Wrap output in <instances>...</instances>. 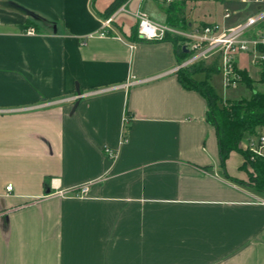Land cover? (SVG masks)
<instances>
[{
  "label": "crops",
  "instance_id": "0c3cea01",
  "mask_svg": "<svg viewBox=\"0 0 264 264\" xmlns=\"http://www.w3.org/2000/svg\"><path fill=\"white\" fill-rule=\"evenodd\" d=\"M113 2L0 0V264H264L243 153L222 168L175 46L132 39L139 8L170 6L130 0L100 38Z\"/></svg>",
  "mask_w": 264,
  "mask_h": 264
},
{
  "label": "built area",
  "instance_id": "2783aa9c",
  "mask_svg": "<svg viewBox=\"0 0 264 264\" xmlns=\"http://www.w3.org/2000/svg\"><path fill=\"white\" fill-rule=\"evenodd\" d=\"M141 4L149 0H139ZM162 5L171 6L175 0H156ZM202 3H240L244 5V10H225L224 21L230 20L255 9L249 13L244 21L235 26H228L221 23H187L185 28L173 27L168 24H160L154 21L150 15L139 8L134 17L137 22L138 38L144 42L159 43L168 42V37L179 38L178 47L188 55L183 62L179 63L175 72L189 67L198 62L218 60L219 72L222 75L223 87L226 90L235 89L242 82L241 70L237 66V59L240 55L250 56L253 63L264 66V53L259 49L264 48V30H258L257 25L264 21V0H188ZM113 18L103 21L102 30L97 34L100 38L111 37ZM29 36L36 35V31L30 28L26 32ZM93 36L91 35L90 38ZM247 150L251 152L252 160L258 156L264 157V135L251 137L247 140ZM109 157L114 158L115 153L106 150ZM89 186H82L79 190L71 193V197L84 199L89 194ZM7 192H12L13 187L9 185ZM64 196V192H60Z\"/></svg>",
  "mask_w": 264,
  "mask_h": 264
},
{
  "label": "trees",
  "instance_id": "16d2710c",
  "mask_svg": "<svg viewBox=\"0 0 264 264\" xmlns=\"http://www.w3.org/2000/svg\"><path fill=\"white\" fill-rule=\"evenodd\" d=\"M129 1L115 0L104 14V17L106 19L112 17ZM180 14L176 15L175 6L174 4L171 5L168 10L166 24L173 27L185 28L187 21L181 18ZM132 39L134 41L140 40L137 28L133 30ZM166 41L171 42L175 46L178 62H183L188 55L178 47L179 38L168 37ZM259 50L264 53V48H260ZM219 73L218 60H214L212 63L202 61L180 69L177 72V76L184 88L200 93L207 102V120L215 126L217 131L222 168H225L226 161L233 152L243 153L245 157L243 168L248 172L251 188L256 192L264 194V157L257 156L255 160H252L251 152L248 150L244 151L240 147L244 140L258 137V131L264 128V90L257 92L254 88L255 82L245 71H242V83L246 84L253 91L251 99L223 101L210 82V79ZM198 74H205L206 79L204 81L196 80L195 76ZM259 83L264 88V66L260 72Z\"/></svg>",
  "mask_w": 264,
  "mask_h": 264
},
{
  "label": "rangeland",
  "instance_id": "374dc122",
  "mask_svg": "<svg viewBox=\"0 0 264 264\" xmlns=\"http://www.w3.org/2000/svg\"><path fill=\"white\" fill-rule=\"evenodd\" d=\"M178 7L175 6V13H181L180 10L183 11V15L186 18V20L195 22L196 20H202V21H208V22H218L221 24H235V22L238 21V23L244 21V19L247 17L249 13H253L255 9H251L246 11L243 14H240L236 17H232L228 21H224V13L226 9L231 10L232 12L235 10H244L245 7L244 5L236 2V3H226V4H212V3H202V2H194V1H187V2H177ZM151 11L153 17H155L158 21L163 22L165 19V12L164 8L162 9L161 7H157L156 5L150 4L148 7ZM181 15V14H180ZM182 17V15L180 16ZM237 24V23H236ZM258 30H264V21L261 22L260 24L257 25ZM209 63L211 61H208ZM241 65L243 67H246L248 71L250 72L252 76V80L255 83L256 86V91L257 92H262L264 90L263 86L258 84V68L253 66L252 64V59L249 57H243L241 61ZM242 72V71H241ZM196 79L198 81H204L206 79L205 74H198L196 75ZM210 82L212 86L215 88L217 94L223 101H240L243 99L249 100L251 99L253 95V91L250 90L246 84L240 83L239 86L235 89H229L226 90L223 87L222 83V75L219 73L218 75L214 76L212 79H210Z\"/></svg>",
  "mask_w": 264,
  "mask_h": 264
}]
</instances>
